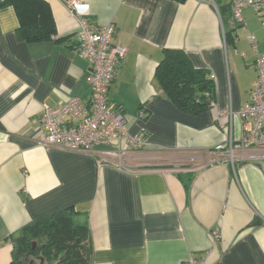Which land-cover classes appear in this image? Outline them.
Wrapping results in <instances>:
<instances>
[{"label":"crops","instance_id":"1","mask_svg":"<svg viewBox=\"0 0 264 264\" xmlns=\"http://www.w3.org/2000/svg\"><path fill=\"white\" fill-rule=\"evenodd\" d=\"M46 1L55 33L35 42L17 36L13 7H0V264H11V238L22 226L67 207L88 226L89 264H264L261 159L242 151L231 163L225 150L213 151L226 138L218 116L228 108L240 136L236 112L256 77L254 60L242 63L234 48L240 25L227 29L230 13L222 20L209 0H77L88 4L89 24L112 22L113 41L126 48L107 101L146 143L118 167L102 160L108 145L40 143L44 104L72 96L88 104L91 96L77 19L60 0ZM165 48L183 49L212 75L210 109L188 114L162 96L154 71ZM214 155L223 162L193 167Z\"/></svg>","mask_w":264,"mask_h":264},{"label":"built area","instance_id":"2","mask_svg":"<svg viewBox=\"0 0 264 264\" xmlns=\"http://www.w3.org/2000/svg\"><path fill=\"white\" fill-rule=\"evenodd\" d=\"M68 11L76 17L78 28L75 33L76 51L88 62L89 72L86 81L91 87L88 104L78 97H69L60 101L57 106L43 105L40 115V143L44 146H58L68 151H91L96 145H108L102 160L110 159L121 167L123 159L130 148H141L146 140L141 135H131L126 128V120L118 107L107 101V92L115 76L116 68L126 53L125 46L113 41L115 25L108 22L99 26L88 23L87 3L77 0H60ZM218 12L215 0H209ZM230 18L234 25L244 26L241 16L243 7H251L257 13L264 12V0H229ZM218 16L219 12H218ZM263 19V18H261ZM221 20V19H220ZM247 39L255 51L253 65L256 71L255 80L248 91V100L237 110L240 120V136L232 132L231 108L220 116L226 119L221 124L226 132L224 142L214 146V152L226 151L231 163L242 151L261 159L264 167V55L259 54L256 40L252 33ZM212 77V75L210 74ZM214 103H212V106ZM188 161V162H187ZM185 160L183 165H187ZM222 158L214 155L203 163H196L195 168L219 165ZM183 264H201L190 258Z\"/></svg>","mask_w":264,"mask_h":264},{"label":"trees","instance_id":"3","mask_svg":"<svg viewBox=\"0 0 264 264\" xmlns=\"http://www.w3.org/2000/svg\"><path fill=\"white\" fill-rule=\"evenodd\" d=\"M219 4L224 20L225 13H230V3ZM7 5L12 6L16 14L19 38L35 42L47 40L55 33L46 0L0 1V7ZM229 33L225 31V36ZM154 78L162 96L185 113L197 115L215 103V86L210 73L194 67L183 49L165 48L155 67ZM113 107L121 109L118 105ZM76 216L77 212L67 207L22 226L17 236L11 238V264H23L28 258L39 261L42 258V264H89V229Z\"/></svg>","mask_w":264,"mask_h":264},{"label":"rangeland","instance_id":"4","mask_svg":"<svg viewBox=\"0 0 264 264\" xmlns=\"http://www.w3.org/2000/svg\"><path fill=\"white\" fill-rule=\"evenodd\" d=\"M219 2L223 3L226 2V0H215V5L218 12L220 6ZM241 16L245 25L237 27L234 31V34L236 35V43L234 48L237 50L238 54L243 53V55H239L242 63L243 60L252 62L255 59L256 54L251 43L247 39V34L252 33L254 35L257 51L259 54L264 55V12L259 14L251 7H243L241 9ZM242 68H240L241 70H238L239 74L245 73L244 69ZM23 264L41 263L36 258H28Z\"/></svg>","mask_w":264,"mask_h":264},{"label":"water","instance_id":"5","mask_svg":"<svg viewBox=\"0 0 264 264\" xmlns=\"http://www.w3.org/2000/svg\"><path fill=\"white\" fill-rule=\"evenodd\" d=\"M1 1V0H0ZM226 24H227V29H229L230 27V25L232 26V27H234V23L233 22H230V21H226ZM42 262H43V259L42 258H40V263L42 264Z\"/></svg>","mask_w":264,"mask_h":264}]
</instances>
